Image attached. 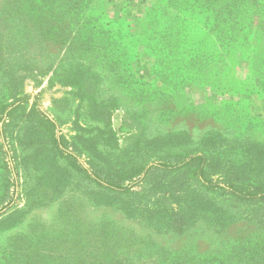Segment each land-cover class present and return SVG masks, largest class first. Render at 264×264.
I'll list each match as a JSON object with an SVG mask.
<instances>
[{
  "label": "rangeland",
  "instance_id": "374dc122",
  "mask_svg": "<svg viewBox=\"0 0 264 264\" xmlns=\"http://www.w3.org/2000/svg\"><path fill=\"white\" fill-rule=\"evenodd\" d=\"M163 1L90 3L121 24L129 79L100 53L106 36L67 31L61 0H0V264H264V198L211 192L192 169L145 176L202 152L213 179L223 162L264 189V0H226L236 18L217 0L208 26L200 1ZM205 45L211 78H189Z\"/></svg>",
  "mask_w": 264,
  "mask_h": 264
},
{
  "label": "trees",
  "instance_id": "16d2710c",
  "mask_svg": "<svg viewBox=\"0 0 264 264\" xmlns=\"http://www.w3.org/2000/svg\"><path fill=\"white\" fill-rule=\"evenodd\" d=\"M94 1L100 5L102 0H61V5L63 9H61L62 13V18L65 22V25L67 27L68 32H77L80 31L81 28H87L90 29V33L92 35H95L97 37V41L102 39L104 36L107 37V44L105 47L108 49V51L103 50V52L100 53H105L106 55L110 56L112 58V63L115 64L119 70L126 75L127 78H133L131 72L128 70V61L129 57L132 55V49H130V45H122L120 43V38L114 37L112 38V31L113 27L116 29V34H120L122 32L120 26L121 24L118 25V28L115 26L111 27L110 24H105L102 25V21L104 22L103 19V14L99 12H94V14H90V12L87 13V11L90 8V3ZM201 2V7L195 6V9H193V16H196L198 13H196L198 10H201L203 6L208 7L209 11L204 12L202 18L204 17L206 20V26L211 22L212 19H214V15L216 12L212 7L214 2L217 0H193V2ZM203 1H208L206 4ZM221 1V0H220ZM226 0H222V2L225 4L223 7L220 9H223L222 15H226L232 18L237 17V5L241 6L242 0H234L236 3L232 6H227L225 3ZM233 1V0H230ZM258 2H261L263 0H256ZM163 5L169 6V0H164L162 2ZM171 4V3H170ZM219 4L216 6L218 7ZM171 6V5H170ZM212 6V7H211ZM169 7H167L168 9ZM171 8V7H170ZM178 8V7H177ZM260 10V8H259ZM176 11H181V9H176ZM203 11L201 10L200 13ZM255 12V9H254ZM199 13V16L201 15ZM221 13V12H220ZM166 17V12L164 15ZM182 16H186L183 14ZM192 16V15H191ZM237 24V23H236ZM220 31L222 33H226L228 31V26L227 25H221ZM205 41H208V37H204ZM120 45V46H119ZM192 50L190 51H184L188 47L185 45L183 48V51L180 52L179 55V61L181 64H187L190 61H193V57L191 55L194 54L196 57L198 55L197 51H200V49L196 48V43L192 44ZM215 48H212L210 45H205V47L202 49L201 54L203 56L204 65L201 66V71L198 69L193 73V75H190L189 78H198L200 77V73L202 71L207 70L206 74L208 77L207 79L211 78V74L215 68V57L213 55ZM227 49V53H228ZM230 53V52H229ZM228 53V54H229ZM89 54V53H87ZM86 54V55H87ZM92 54V53H91ZM94 56H98L99 53L97 54H92ZM87 59V58H86ZM180 64L181 68L183 67ZM184 69V67H183ZM94 74V76H96ZM129 78V79H130ZM212 86H218L217 89L223 91V92H230V87L225 82L223 79H219L217 82H212ZM51 124H53L51 122ZM260 150L258 151L259 153H264V151L261 150V147L259 144L256 145ZM258 157V156H257ZM218 171L217 173L220 176H224L223 179H213L212 178V173H211V158L210 155L207 153H196L194 155H190L184 158L176 159L174 162H161V163H152L145 169V176L147 175L148 172L150 173H155V172H163V173H175V172H181L184 170L192 169L194 172L195 177L200 181L201 185L203 187L211 192L213 191H223V192H228L232 197H236L238 199H243V200H252V199H263L264 198V189L259 188L255 186L254 188L250 187H244L239 183L238 180V175H226L227 172L229 171V166L226 163L220 162L218 165ZM97 182L100 185H103L105 189H108L109 191L115 192V193H128L130 191V188L132 185H122L121 182L116 181L115 179H106L102 178L101 176L97 175ZM132 184V183H131ZM134 184V183H133Z\"/></svg>",
  "mask_w": 264,
  "mask_h": 264
}]
</instances>
